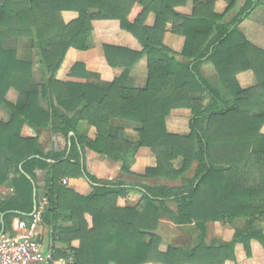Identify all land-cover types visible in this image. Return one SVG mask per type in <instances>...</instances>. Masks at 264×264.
Masks as SVG:
<instances>
[{
    "label": "trees",
    "instance_id": "obj_1",
    "mask_svg": "<svg viewBox=\"0 0 264 264\" xmlns=\"http://www.w3.org/2000/svg\"><path fill=\"white\" fill-rule=\"evenodd\" d=\"M187 1L0 0V108L10 115L7 123L0 121V188L8 185L13 191L0 200V231H10L15 219L28 225L33 221L36 191V211L46 200L40 226L48 230L55 256L69 258L71 264H236L237 244L247 259L264 258V231L257 226L264 223V51L238 29L256 3L245 0L237 16L224 23L237 0L222 14L214 11L219 0H193L190 16L182 13ZM63 12L78 17L65 23ZM151 15L153 23L147 25ZM95 21H117L142 50L103 45L104 64L123 70L104 86L58 81L69 49L93 47ZM166 34L184 40L179 53L164 44ZM5 37L29 41L43 73L41 97L47 111L29 87L31 63L3 49ZM143 57L146 86L127 87L130 71ZM206 62L215 81L201 74ZM248 71L256 84L242 89L236 77ZM70 76L87 79L89 73L77 63ZM10 89L25 94L24 102L10 104L5 99ZM182 109L192 116L189 134H169L166 118ZM114 120L137 124V142L114 129ZM24 125L52 127L66 140L65 150L44 152L38 137L21 136ZM142 148L151 151L153 162L137 175L125 160ZM84 149L121 163L126 175L178 184L132 188L99 180L80 161ZM194 163L192 177L185 178ZM37 171L45 172L41 187ZM64 179L82 180L87 188L63 185ZM130 192L140 195L133 207L124 204ZM162 217L177 227H191L194 243L169 245L162 252ZM237 220H244V226L233 228L230 241L206 244L208 223L232 225Z\"/></svg>",
    "mask_w": 264,
    "mask_h": 264
},
{
    "label": "crops",
    "instance_id": "obj_2",
    "mask_svg": "<svg viewBox=\"0 0 264 264\" xmlns=\"http://www.w3.org/2000/svg\"><path fill=\"white\" fill-rule=\"evenodd\" d=\"M231 0H219L215 3L214 11L217 14H222L227 8ZM256 3V6L250 11L247 18L244 19L238 26L246 40L253 46L264 51V0H251ZM245 4V0H237L235 7L226 15L224 23H229L241 11ZM193 9V0H188L182 13L190 16ZM78 15L75 12H63L62 18L65 23H70L77 19ZM153 16L151 15L147 20V25H152ZM95 35L93 47L85 52L69 49L65 55L63 62L56 74V79L60 82L72 83H88L95 86H104L106 83L119 78L123 73L122 69H111L103 62V45H109L119 48L128 49L131 51L140 52L142 50L140 44L130 34L120 29L117 21H95L92 23ZM184 40L180 37L166 34L164 37V44L172 51L179 53L183 47ZM3 49L12 50L16 53L18 60L30 62L32 65L33 81L30 88L39 93V105L44 111L48 110L46 100L41 97V86L44 82L42 70L36 61L35 52L30 48L27 40H13L5 37L3 40ZM84 64L86 71L89 73L87 79L73 78L70 76L72 67L77 64ZM201 74L211 81H215L217 76L210 63H203L200 67ZM239 86L242 89L253 87L256 82L252 72H243L236 77ZM147 83V61L143 57L130 71L126 86L133 89H143ZM5 99L12 105H18L24 102L25 94L19 93L10 89ZM189 110H173L166 118V129L169 134L187 136L189 134V121L191 119ZM10 119L8 110L2 106L0 108V121L7 123ZM114 129L121 128L124 130L125 138L129 142H137L138 136L136 130L138 125L132 122L114 120L112 122ZM264 133V128L262 129ZM23 138L38 137L39 144L44 152H63L66 148V140L59 134L53 132L52 127L47 129H37L24 125L21 130ZM80 161L85 165L86 170L99 180L123 182L127 187L136 188L138 185L146 186H174L178 183H170L158 179H141L135 176H129L120 171L121 163H114L101 157L94 152L84 149L80 153ZM152 153L147 148L139 149L133 157L127 158L125 164L131 167V172L140 175L146 167L152 166ZM175 168H179L181 160L173 163ZM197 164L194 163L191 171L185 175V178H191ZM45 172L37 171V185H43V178ZM70 185L86 189L87 185L82 180H68ZM13 194L12 188L5 185L0 188V200H4ZM38 199H41V190L37 192ZM140 200V195L135 192H130L124 201V204L130 207L135 206ZM169 207L175 211L174 204L170 203ZM240 222L244 220H237L232 225L228 223H208L207 224V238L206 244L228 242L232 239L233 228H241ZM264 225V223H262ZM259 224V225H262ZM240 225V226H239ZM64 226H68L65 224ZM230 228V229H228ZM231 233H229L228 230ZM158 234L162 238L160 250L165 252L169 245L176 247H185L194 243L195 232L191 227L180 228L173 225L167 217H162L159 223ZM38 235L41 242L46 246H51L52 241L49 237V232L46 228L39 227ZM73 247H78V242L73 243ZM236 264H264V258L247 259L243 251V247L237 244L234 248ZM232 264V263H225Z\"/></svg>",
    "mask_w": 264,
    "mask_h": 264
},
{
    "label": "built area",
    "instance_id": "obj_3",
    "mask_svg": "<svg viewBox=\"0 0 264 264\" xmlns=\"http://www.w3.org/2000/svg\"><path fill=\"white\" fill-rule=\"evenodd\" d=\"M62 180V184H68ZM46 200H41L40 210L33 214L28 225L19 219L12 222L10 231H0V264H71V259L57 258L51 246L44 245L39 239L40 213Z\"/></svg>",
    "mask_w": 264,
    "mask_h": 264
},
{
    "label": "rangeland",
    "instance_id": "obj_4",
    "mask_svg": "<svg viewBox=\"0 0 264 264\" xmlns=\"http://www.w3.org/2000/svg\"><path fill=\"white\" fill-rule=\"evenodd\" d=\"M241 223H242V225H241V226L239 225V226H240V227H243V226H244V222H240V224H241ZM257 226L260 227V228H262L263 231H264V225H263V224H262V225H259V224H258ZM228 229H230V228H228ZM228 229H226V230H228ZM228 231H229V233H231L230 230H228ZM232 234H233V233H232ZM255 259H260V258H255Z\"/></svg>",
    "mask_w": 264,
    "mask_h": 264
},
{
    "label": "water",
    "instance_id": "obj_5",
    "mask_svg": "<svg viewBox=\"0 0 264 264\" xmlns=\"http://www.w3.org/2000/svg\"><path fill=\"white\" fill-rule=\"evenodd\" d=\"M34 198H35V207H34L33 214L36 212V191H34Z\"/></svg>",
    "mask_w": 264,
    "mask_h": 264
}]
</instances>
